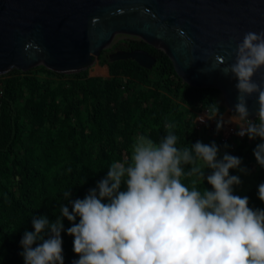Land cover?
<instances>
[{"label":"trees","instance_id":"obj_1","mask_svg":"<svg viewBox=\"0 0 264 264\" xmlns=\"http://www.w3.org/2000/svg\"><path fill=\"white\" fill-rule=\"evenodd\" d=\"M124 42L125 46L120 42L115 47L146 49L157 56L155 65L148 69L132 59L109 61L108 51L103 50L99 62L108 66L109 77L105 78L91 76L87 70L56 72L44 65L4 73L0 264H24L20 241L26 230L34 231L32 217L44 215L54 222L60 215V204H67L62 193L71 188L70 199H83L106 176L112 163L130 162L137 135H147L159 143L167 134L165 123H173L180 148L200 138L201 129L194 123L197 113L209 108L217 114V121L222 118L226 106L219 89L189 85L177 74L169 56L143 39ZM44 73L51 78H43ZM217 138L213 142L219 147L230 146V141H221L220 134ZM232 140L235 146L225 152L256 164L262 177L244 195L249 198V207L264 209L258 197L264 168L253 155L262 141L250 140L247 135ZM210 171L206 169V175ZM192 179L182 178V182L191 188ZM198 187L211 190L206 180ZM63 224L65 230L71 227L66 218ZM61 236L64 264H72L79 258L73 251L74 237L66 231Z\"/></svg>","mask_w":264,"mask_h":264},{"label":"clouds","instance_id":"obj_2","mask_svg":"<svg viewBox=\"0 0 264 264\" xmlns=\"http://www.w3.org/2000/svg\"><path fill=\"white\" fill-rule=\"evenodd\" d=\"M214 67L237 81L236 115L228 122L238 125V136L262 141L253 155L264 168V75L260 84L253 80L264 69V31L244 33L234 62L217 55ZM253 94L256 121L248 119L247 99ZM223 123L217 121V131ZM164 127L167 134L159 143L137 135L130 162L112 163L83 199L72 200L71 188L65 190L67 204H60L54 222L33 216L34 231L26 230L20 241L24 264H64L63 231L74 237L79 258L72 264H264V209L250 208L247 196L235 195L242 180L230 175L233 169L249 173L242 159L227 152L218 158L215 142L178 148L175 125ZM193 177L191 188L182 182ZM205 180L211 190L198 187ZM258 197L264 202V183ZM63 218L71 222L66 230Z\"/></svg>","mask_w":264,"mask_h":264},{"label":"water","instance_id":"obj_3","mask_svg":"<svg viewBox=\"0 0 264 264\" xmlns=\"http://www.w3.org/2000/svg\"><path fill=\"white\" fill-rule=\"evenodd\" d=\"M248 31H264V0H0V74L38 65L62 73L85 70L123 33L163 50L189 85L219 89L234 113L237 81L214 67L215 56L233 63ZM120 59L148 69L157 62L143 48L109 54V61ZM262 75L264 69L253 80L262 83ZM247 105L253 121L258 95Z\"/></svg>","mask_w":264,"mask_h":264},{"label":"rangeland","instance_id":"obj_4","mask_svg":"<svg viewBox=\"0 0 264 264\" xmlns=\"http://www.w3.org/2000/svg\"><path fill=\"white\" fill-rule=\"evenodd\" d=\"M134 38H139V37L131 36V35L123 34V33H118V35L113 40V42L104 50L115 49L114 47L116 44H118L122 41H125L126 39H134ZM100 55H101V53H100ZM100 55H99V57H100ZM99 57L94 61V64L90 65L85 70H87L89 75H91V76H100L103 78L109 77L108 66L106 64H100ZM42 77L45 79L51 78V76L47 73L42 74ZM52 78H55V77L52 76ZM188 113H189V111H188ZM231 117L232 116H229V115H227L225 118L222 117V120L224 121V123L222 124L219 131H217V125L213 126V125L208 124L205 126H201L200 138L198 141H201L204 144H211L214 139L218 140L217 137L219 136L220 133H222V131L225 128V125L229 123L228 121L230 120ZM190 125H193V122H191ZM131 151H132V149H131ZM225 151H226V149L223 146H220V153H219L218 158H222ZM245 160L246 161L242 162L241 167L247 168L249 170L248 174L240 173L238 170L233 169V175H238L240 177V179L242 180V184L240 186L234 188V194L241 196V197H243L245 195V193L250 188L255 186L256 183H259L262 180V177L259 174L258 166L256 164H251V163L247 162V159H245Z\"/></svg>","mask_w":264,"mask_h":264},{"label":"built area","instance_id":"obj_5","mask_svg":"<svg viewBox=\"0 0 264 264\" xmlns=\"http://www.w3.org/2000/svg\"><path fill=\"white\" fill-rule=\"evenodd\" d=\"M4 78H5L4 73H1L0 74V111H1V106L3 104V97H4ZM217 118L218 116L216 113L213 114L211 113L209 108H206L200 111L199 113H197L196 117L194 118V123L198 129H201V126H205L208 124L216 126ZM238 131H239V128L236 123L226 124L224 130L222 131V133H220L221 141L224 143L230 141V146L234 147L235 142L234 140H232L233 137L243 138L236 134Z\"/></svg>","mask_w":264,"mask_h":264},{"label":"flooded vegetation","instance_id":"obj_6","mask_svg":"<svg viewBox=\"0 0 264 264\" xmlns=\"http://www.w3.org/2000/svg\"><path fill=\"white\" fill-rule=\"evenodd\" d=\"M122 45H124V46L126 45L124 41H122ZM114 48H115V49L107 50V51H108V56H109V54H110L111 52H113V51L126 49V48H123V47H120V46H118V47H114Z\"/></svg>","mask_w":264,"mask_h":264},{"label":"crops","instance_id":"obj_7","mask_svg":"<svg viewBox=\"0 0 264 264\" xmlns=\"http://www.w3.org/2000/svg\"><path fill=\"white\" fill-rule=\"evenodd\" d=\"M227 115H229V116H235L236 114L230 112L228 109H225L224 112H223V114H222V117L225 118Z\"/></svg>","mask_w":264,"mask_h":264}]
</instances>
